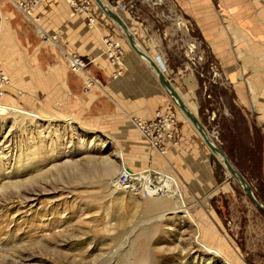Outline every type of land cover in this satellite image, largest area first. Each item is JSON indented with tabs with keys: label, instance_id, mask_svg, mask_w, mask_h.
I'll return each mask as SVG.
<instances>
[{
	"label": "rangeland",
	"instance_id": "374dc122",
	"mask_svg": "<svg viewBox=\"0 0 264 264\" xmlns=\"http://www.w3.org/2000/svg\"><path fill=\"white\" fill-rule=\"evenodd\" d=\"M85 1L89 12H76ZM75 2L73 14L85 16L91 31L97 28L121 45L127 70L113 78L134 66L145 92H130L120 102L99 83L91 89H98L92 99L91 90H84L86 80L79 96L28 92L21 70L7 68L9 62L0 58L11 79L0 97L5 115H0V264H264V214L217 165L118 26L99 16L92 0ZM105 3L133 27L128 25L141 47L264 205V118L254 104L264 87V43H251L263 41L264 30L243 28L242 14L227 12L225 0ZM91 11L95 16L89 20ZM102 22L112 32L102 30ZM209 29L215 39L231 43L211 44ZM53 44L61 54L59 38ZM245 68L252 71L247 73L251 93L230 80ZM85 74L95 79L89 68ZM153 93L161 99L158 107L152 117L143 116L134 108L142 101L134 97ZM8 108L25 116L9 118ZM158 111L175 115L180 138L178 147L164 155L152 152L132 120H151ZM98 152L116 161L117 171H152L164 178L159 183L171 186L152 197L145 195L148 190H116L115 174L104 176L92 161ZM67 156L73 165H66ZM19 159L23 163H16ZM121 175H128L123 168ZM159 198L153 207L150 202ZM169 200L173 204L165 203Z\"/></svg>",
	"mask_w": 264,
	"mask_h": 264
},
{
	"label": "crops",
	"instance_id": "0c3cea01",
	"mask_svg": "<svg viewBox=\"0 0 264 264\" xmlns=\"http://www.w3.org/2000/svg\"><path fill=\"white\" fill-rule=\"evenodd\" d=\"M37 1L38 6L34 10L32 18H29L18 9L15 0H0V12L4 16L0 21V58L9 62L7 68L21 70L19 76L26 77L25 90L28 92H49L50 94L62 92L78 96L82 94L84 80L90 76L82 74V77L71 72L69 65L66 64L67 60L65 62L64 51L73 49L90 62L89 74L99 81H96V87L100 83L104 91L112 93L113 97L118 98L120 102L121 100L127 101V95L130 92L135 94L145 92L140 91L137 85L136 77L139 74L134 66H131L133 71H128L119 79L113 78V74L117 71L116 67L112 66L102 53L104 49L102 39L107 35L103 36L97 28L96 31H91L87 27L85 16L73 14L71 7L73 5H70L67 0ZM225 6L227 12L242 14L240 20L243 28L264 30V0H225ZM246 14L251 15L247 16ZM129 26L133 28L131 25ZM100 27L108 32H112L113 29L104 22ZM208 31L212 39L211 44L231 43L224 38L215 39L214 32L210 29ZM133 32L135 33L134 30ZM58 38L64 45L60 48L61 54L56 52L57 47L53 44L54 40ZM262 39L263 41H259V43L252 41L251 43H264V37ZM248 90L250 93L254 91V89L251 91L250 88ZM91 92L90 97L94 99V93H97L98 89H93ZM259 94L258 103L261 107L263 106V110L258 112L264 118V87ZM134 99L142 101L141 104H134V108L146 117L153 116L154 110L161 100L158 97L155 98L154 93L151 96L134 97ZM137 107L139 108L137 109ZM108 109L111 112L113 108L111 105H106V110Z\"/></svg>",
	"mask_w": 264,
	"mask_h": 264
},
{
	"label": "bare ground",
	"instance_id": "6f19581e",
	"mask_svg": "<svg viewBox=\"0 0 264 264\" xmlns=\"http://www.w3.org/2000/svg\"><path fill=\"white\" fill-rule=\"evenodd\" d=\"M37 1V0H36ZM93 2H94V4H95V7H96V10L99 12V16L101 15L102 17H106V18H109L107 15H106V13L97 5V3L94 1V0H92ZM67 2L70 4V5H73V6H71L72 8L75 6V4H76V2H75V0H67ZM103 2L105 3V0H103ZM105 5L106 6H108L106 3H105ZM108 8L110 9V10H112L109 6H108ZM36 9V8H35ZM34 9V10H35ZM34 10H33V12H34ZM90 10V9H89ZM89 10H88V12H89ZM113 11V10H112ZM33 12H32V15H33ZM113 12H115V11H113ZM116 13V12H115ZM118 14V13H117ZM87 15V18H90L92 15H93V13H92V11H91V13H87L86 14ZM119 15V14H118ZM94 16H95V14H94ZM120 16V15H119ZM93 17V16H92ZM121 17V16H120ZM122 18V17H121ZM110 20H111V18H109ZM123 19V18H122ZM93 21V20H92ZM112 22H114L113 20H111ZM124 21V20H123ZM125 22V21H124ZM115 23V22H114ZM116 24V23H115ZM117 25V24H116ZM127 25V24H126ZM118 26V25H117ZM127 27H128V29H129V31H130V33L133 35V37H134V39H135V44H136V46L139 48V49H141L143 52H145L147 55H148V53L143 49V47H141V44L139 43V41L135 38V36H134V34L131 32V29L129 28V26L127 25ZM118 28L120 29V31L121 32H123L122 30H121V28L118 26ZM137 37V36H136ZM104 39V40H103ZM102 39V41H103V44H104V46H105V49H104V55L108 58V60H109V62L111 63V65L112 66H114V67H116V66H118V65H116L115 66V64L114 63H112L111 62V60H110V57H112L111 55H114L115 54V52H116V49L118 50L119 48H121L122 49V47H121V45L118 43V42H114V41H110V39L108 38V37H105V38H103ZM107 40H109L110 42H112L113 44L112 45H109L108 43H107ZM128 41V40H127ZM129 43V42H128ZM130 45V44H129ZM131 47V46H130ZM132 49V48H131ZM133 50V49H132ZM69 52H72V50H69V51H64V53H65V55L67 54H69ZM133 54H136L135 53V51L133 50ZM78 55V54H77ZM137 55V54H136ZM80 56V55H79ZM124 56V55H123ZM123 56H122V59H121V61L119 62V63H121L120 64V66L121 67H126L125 66V58H123ZM138 56V55H137ZM150 57V56H149ZM141 58V57H140ZM151 58V57H150ZM142 59V58H141ZM152 59V58H151ZM142 60H144L145 62H146V64L150 67V64H149V62L147 61V60H145V59H142ZM153 60V59H152ZM123 61V62H122ZM154 61V60H153ZM159 66V65H158ZM151 68V67H150ZM159 68H160V66H159ZM88 69V68H87ZM161 69V68H160ZM4 70V69H3ZM118 70V69H117ZM124 70H127L126 68L124 69ZM152 70V72L154 73V75H155V77H156V79H157V81H158V75H157V73L155 72V70H153V69H151ZM248 71H249V69L248 70H246V68L245 69H241V70H239L238 72H236V73H234V74H232L230 77H231V81H232V83L233 84H235V85H238L239 86V88L241 87V89L243 88H247V87H250V90H252L251 89V85H249V81H248V79H249V76L247 77V75H249V74H247L248 73ZM5 72V71H4ZM115 72H117V71H115ZM163 72V71H162ZM252 73V71H249V73ZM6 73V72H5ZM79 73H84L85 74V72H83V71H78V73L77 74H79ZM164 73V72H163ZM164 75H165V73H164ZM121 76V75H120ZM166 76V75H165ZM113 77H118V74H116V73H114L113 74ZM167 77V76H166ZM248 78V79H247ZM89 79H92L93 80V78H91V77H87V79H86V81H88ZM11 80V79H10ZM169 80V79H168ZM159 82V81H158ZM170 82V81H169ZM171 83V82H170ZM96 85V84H95ZM172 85V84H171ZM249 89V88H248ZM165 91V90H164ZM249 91V90H248ZM245 93V92H244ZM167 94V93H166ZM168 95V94H167ZM169 97V96H168ZM170 98V97H169ZM250 98V97H249ZM171 99V98H170ZM173 102H174V104L177 106V108L179 109V112L183 115V117L185 118V121H186V123H188L189 125H192V123L190 122V120H188L186 117H185V115H184V113L181 111V109L179 108V104L176 102V101H174L173 99H171ZM256 102H258L256 99L254 100V104L256 105V110L257 111H260L261 109L263 110V106L261 107V105H259L258 103H256ZM261 108V109H260ZM7 110H9V112L6 114L7 115V117H9V118H11V117H13L15 120L16 119H18V118H22V116H25L24 114L23 115H21L22 113L21 112H18L17 110H15V109H7ZM3 111L1 110V107H0V115H4L3 113H2ZM193 113L196 115V113H195V111H193ZM9 115V116H8ZM5 116V115H4ZM4 119H5V117H4ZM133 120V119H132ZM193 126V125H192ZM136 127V126H135ZM193 128H194V126H193ZM195 129V128H194ZM196 130V129H195ZM139 131V130H138ZM197 131V130H196ZM140 132V131H139ZM141 133V132H140ZM199 134V133H198ZM141 135H142V133H141ZM200 135V134H199ZM143 136V135H142ZM202 138V137H201ZM100 139V138H99ZM203 139V138H202ZM103 140V139H102ZM99 141V144L100 145H103L105 142H103V141ZM204 141V140H203ZM205 143V142H204ZM207 146V145H206ZM171 148H175V147H171ZM171 148H169L168 149V151L171 149ZM207 149L210 151V153H211V155H213L212 154V152H211V150L209 149V147L207 146ZM167 151V152H168ZM166 152V153H167ZM154 153H156V152H154ZM102 153L101 152H98V158L96 157V156H94V158L95 159H93L92 161L93 162H95L96 164H99V165H101L102 166V168H103V174H104V176H109V175H114L115 174V177H113L112 178V183H113V186H114V188L116 189V190H121V191H131V190H137V189H141V190H143V191H149L150 193H146L145 195L147 196V195H149V196H154V195H156V194H158L159 192H161V190H162V188L163 187H166V188H168V187H170L171 186V183H168V181H166V182H162V184H161V182L159 183V181L160 180H163L164 178H162V177H159V176H157L156 175V173L154 172V173H152V171H147V172H144V173H142V174H139V175H134V174H130V173H128V170H127V168H125V167H120L119 168V170L117 171V162L116 161H111L109 158H103V155H101ZM156 154H159V153H156ZM117 155V154H116ZM213 156H215V155H213ZM67 158H68V161H66L65 163H67L66 165L67 166H70V165H73V164H70L71 163V161H72V158H71V156L70 157H68L67 156ZM217 161V164H218V166H222L223 167V164L221 163V161H220V159H218V160H216ZM24 162H26V161H24ZM56 163H57V161H55ZM16 163H19V164H21V163H23V161L21 160V159H19ZM27 163V162H26ZM122 168L123 169H125L126 171H127V176H122L121 175V172H122ZM224 168V167H223ZM226 170V169H225ZM226 172L231 176V174L229 173V171H227L226 170ZM157 176V177H156ZM160 179V180H159ZM28 194H26V196H27ZM162 198H164V197H162ZM162 198H159V199H153L152 200V202H150V204L153 206V207H155L156 205H159L160 204V201L162 200ZM166 204H173V203H171V201L169 200V201H166L165 202ZM163 204V203H162ZM196 261V260H195ZM211 263V262H210ZM194 264H197L196 262H194ZM201 264V263H200Z\"/></svg>",
	"mask_w": 264,
	"mask_h": 264
},
{
	"label": "built area",
	"instance_id": "2783aa9c",
	"mask_svg": "<svg viewBox=\"0 0 264 264\" xmlns=\"http://www.w3.org/2000/svg\"><path fill=\"white\" fill-rule=\"evenodd\" d=\"M16 6L23 12L27 17L32 18V12L38 6V1L36 0H16ZM76 12H88L90 9V2L85 1L81 6H77ZM91 18V17H90ZM90 18H88L90 20ZM92 22V20L90 21ZM109 42V43H108ZM109 45L113 43L107 40ZM122 53L120 48L114 55H111L110 60L118 67H121L119 63L122 59ZM123 56V55H122ZM68 59L70 70L73 73H78V71L86 72L89 68V62H85L84 59L73 53L69 52L66 54ZM124 67L118 68L116 74L121 75ZM11 80L9 76L4 72L0 65V97L4 96L7 87L10 85ZM96 84L95 79H89L85 84V92H89L94 88ZM133 124L142 133L143 137L148 141L150 149L152 152L159 153L160 155L166 154L169 148L178 147L180 143L177 120L173 113H165L158 111L155 117L151 120H146L140 117L133 118Z\"/></svg>",
	"mask_w": 264,
	"mask_h": 264
},
{
	"label": "water",
	"instance_id": "95a60500",
	"mask_svg": "<svg viewBox=\"0 0 264 264\" xmlns=\"http://www.w3.org/2000/svg\"><path fill=\"white\" fill-rule=\"evenodd\" d=\"M97 5L106 13V15L111 18L123 31L124 35L126 36L131 48L135 51V53L149 62L151 69L155 70L157 73L158 81L161 87L165 90L168 96L176 101L179 104V108L184 113L185 117L190 120L194 128L203 138L205 144L209 147L213 156V159L217 163L216 160L220 159L221 163L223 164L224 169L229 171L231 174L230 178L235 179L239 186L243 189L245 194L247 195L248 199L251 201L253 206L264 214V205L257 199L253 188L245 178V176L240 172V170L231 162L225 152L217 145L216 141L214 140L213 136L207 131V129L203 126V124L199 121L197 116L189 109V107L185 104V101L181 97V95L173 88L171 83L169 82L168 78L164 75L162 70L159 68L158 64L153 61L149 55L139 49L135 44V39L133 35L130 33L126 23L123 19L115 12L110 10L108 6L105 5L103 0H94ZM218 165V164H217Z\"/></svg>",
	"mask_w": 264,
	"mask_h": 264
}]
</instances>
